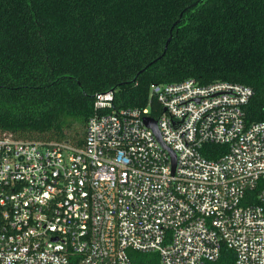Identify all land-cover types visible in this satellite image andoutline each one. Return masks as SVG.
<instances>
[{"label":"built area","instance_id":"obj_1","mask_svg":"<svg viewBox=\"0 0 264 264\" xmlns=\"http://www.w3.org/2000/svg\"><path fill=\"white\" fill-rule=\"evenodd\" d=\"M251 96L225 81L152 84L144 108L96 94L80 145L2 134L0 264H132L130 250L214 264L223 247L232 264H264V122L245 123Z\"/></svg>","mask_w":264,"mask_h":264},{"label":"trees","instance_id":"obj_2","mask_svg":"<svg viewBox=\"0 0 264 264\" xmlns=\"http://www.w3.org/2000/svg\"><path fill=\"white\" fill-rule=\"evenodd\" d=\"M188 79L248 86L245 123L264 122V0H0V136L80 145L96 94L144 108L152 84Z\"/></svg>","mask_w":264,"mask_h":264},{"label":"water","instance_id":"obj_3","mask_svg":"<svg viewBox=\"0 0 264 264\" xmlns=\"http://www.w3.org/2000/svg\"><path fill=\"white\" fill-rule=\"evenodd\" d=\"M170 41V38L168 39L166 45H165V49L167 48V45ZM144 123L146 125V127L152 129L156 135L158 136V132H157V128H156V124H155V121L152 119V118H144Z\"/></svg>","mask_w":264,"mask_h":264}]
</instances>
